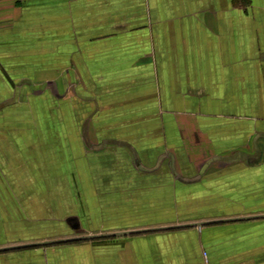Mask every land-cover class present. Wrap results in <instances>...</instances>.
I'll return each mask as SVG.
<instances>
[{"label":"crops","instance_id":"crops-1","mask_svg":"<svg viewBox=\"0 0 264 264\" xmlns=\"http://www.w3.org/2000/svg\"><path fill=\"white\" fill-rule=\"evenodd\" d=\"M0 264H264V0H0Z\"/></svg>","mask_w":264,"mask_h":264},{"label":"water","instance_id":"water-1","mask_svg":"<svg viewBox=\"0 0 264 264\" xmlns=\"http://www.w3.org/2000/svg\"><path fill=\"white\" fill-rule=\"evenodd\" d=\"M24 246H26V245H24ZM9 248H12V247H9Z\"/></svg>","mask_w":264,"mask_h":264}]
</instances>
